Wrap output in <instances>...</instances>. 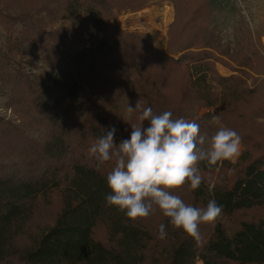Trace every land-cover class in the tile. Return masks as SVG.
Returning <instances> with one entry per match:
<instances>
[{
	"label": "trees",
	"instance_id": "16d2710c",
	"mask_svg": "<svg viewBox=\"0 0 264 264\" xmlns=\"http://www.w3.org/2000/svg\"><path fill=\"white\" fill-rule=\"evenodd\" d=\"M143 1L69 0L66 13L82 14L86 22L55 35L54 71L2 77L14 86L12 107L29 115L33 126H44L47 136L43 142L19 138L24 173L0 176V264H264V214L256 220L238 216L264 210V145L245 131L252 118L264 115V104L257 102L258 89L249 88L242 77L240 67L247 64L229 66L221 59L229 56L227 50L206 39L203 28L191 27V20L169 33L171 55L184 52L178 59L148 44L134 48L137 34H107L103 10H135ZM216 64L238 75L222 76ZM137 101L140 107L126 119L127 106L134 108ZM147 107L154 114L170 111L173 119L195 121L209 138L219 124L211 123L210 114L193 118L192 112L216 107L224 125L239 134L244 149L235 164L226 161L217 170L202 162L200 188L186 185L193 206L205 207L215 199L223 206L220 218L237 216L234 230L219 219L197 245L165 218L168 235L159 239L156 253L150 246L154 236L143 221L133 222L106 204V175L113 166L97 168L89 149L112 127L115 142L130 138L131 126ZM61 183L53 225L19 246L16 239L26 234L38 199L49 203L48 193Z\"/></svg>",
	"mask_w": 264,
	"mask_h": 264
},
{
	"label": "rangeland",
	"instance_id": "374dc122",
	"mask_svg": "<svg viewBox=\"0 0 264 264\" xmlns=\"http://www.w3.org/2000/svg\"><path fill=\"white\" fill-rule=\"evenodd\" d=\"M68 1L0 0V176H19L24 173L25 164L18 156L19 147L23 143L18 141L19 138L43 142L47 136L44 126H33L29 115H24L12 107L11 99L15 89L4 78L34 77L54 71L56 63L52 54L55 53L57 45L54 41L55 35L61 37L63 29H76L86 22L82 14L73 17L66 13L65 5ZM103 17L107 34L114 31L137 34L139 38L131 41L134 48H143L148 44L153 49L170 55L172 51L168 49L169 33L191 20V27L203 28L206 39L215 42L221 50H227L229 56L221 59L229 66L237 68V62L247 64V68L240 67L245 72L242 77L249 88L258 89L257 102L264 104V0H144L135 10L128 7L103 10ZM183 53L175 52L171 56L178 59ZM136 70L137 65L130 69L132 78ZM216 70L222 76L238 75L221 64H216ZM125 103L128 104V101ZM20 108L25 107L20 105ZM204 114L219 116V126L226 127L216 107L194 110L192 117L198 118ZM124 116L129 118L126 111ZM257 118L251 119L245 131L264 145V124H258ZM121 141L115 143L118 145ZM243 149L241 144L237 161ZM115 159L113 156L105 167L114 166ZM215 176L216 174L212 181ZM64 185L61 183L59 190L48 193L49 203H43L41 197L38 199L33 216L26 225V234H21L16 239L19 246L28 245L31 238L39 236L53 225L60 209V190ZM174 194L181 196L185 203L191 204L192 199L186 185ZM263 214L264 210L256 209L238 216L256 220ZM165 218L157 208L143 221L154 236L150 246L156 253L161 250L158 229ZM236 221L237 216L220 218L228 231L236 228ZM214 226L201 225L202 241L209 236ZM196 264L202 263L198 261Z\"/></svg>",
	"mask_w": 264,
	"mask_h": 264
},
{
	"label": "clouds",
	"instance_id": "9594fccd",
	"mask_svg": "<svg viewBox=\"0 0 264 264\" xmlns=\"http://www.w3.org/2000/svg\"><path fill=\"white\" fill-rule=\"evenodd\" d=\"M139 107V101L134 108L127 106L129 118ZM137 119L139 122L131 126L130 138L117 145L116 128L112 127L89 149L97 168L116 157L106 175L110 189L106 204L133 222L148 219L158 208L174 229L200 245L201 225L214 226L222 216L223 206L215 199H210L205 207L193 206L174 192L185 185L193 191L200 188L202 162L217 170L226 161L235 164L240 155L241 137L236 131L220 126L209 138L201 133L195 121L173 119L170 111L154 114L151 107L144 108ZM219 121V116H212L213 124ZM256 122L264 124V117H258ZM167 235L166 225L161 223L158 238L163 240Z\"/></svg>",
	"mask_w": 264,
	"mask_h": 264
}]
</instances>
